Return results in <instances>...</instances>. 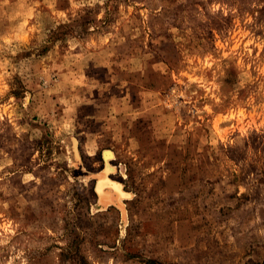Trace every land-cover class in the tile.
<instances>
[{
    "label": "rangeland",
    "instance_id": "obj_1",
    "mask_svg": "<svg viewBox=\"0 0 264 264\" xmlns=\"http://www.w3.org/2000/svg\"><path fill=\"white\" fill-rule=\"evenodd\" d=\"M0 264H264V0H0Z\"/></svg>",
    "mask_w": 264,
    "mask_h": 264
},
{
    "label": "bare ground",
    "instance_id": "obj_2",
    "mask_svg": "<svg viewBox=\"0 0 264 264\" xmlns=\"http://www.w3.org/2000/svg\"><path fill=\"white\" fill-rule=\"evenodd\" d=\"M105 159L107 161H109L111 158H113L114 154L112 153V151L106 150L104 153ZM108 165V169L113 170L114 168L112 166H110V164L107 162ZM103 175V174H102ZM109 184V181L104 179L101 180L99 183V187L102 189L105 185ZM106 187V186H105ZM108 187V186H107ZM122 188V187H121ZM122 190V189H121ZM106 193V192H105ZM109 193V192H108ZM115 195V194H114Z\"/></svg>",
    "mask_w": 264,
    "mask_h": 264
},
{
    "label": "trees",
    "instance_id": "obj_3",
    "mask_svg": "<svg viewBox=\"0 0 264 264\" xmlns=\"http://www.w3.org/2000/svg\"><path fill=\"white\" fill-rule=\"evenodd\" d=\"M76 253H77V252H75L74 254H75V255H78V254H76Z\"/></svg>",
    "mask_w": 264,
    "mask_h": 264
}]
</instances>
